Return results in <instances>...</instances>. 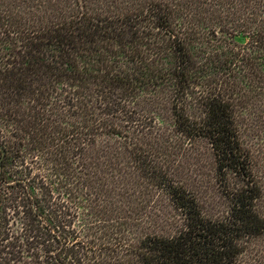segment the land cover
<instances>
[{"label":"trees","instance_id":"16d2710c","mask_svg":"<svg viewBox=\"0 0 264 264\" xmlns=\"http://www.w3.org/2000/svg\"><path fill=\"white\" fill-rule=\"evenodd\" d=\"M72 1L0 0V264H241L245 241L264 233L256 207L263 189L236 105L220 87L200 90L202 116L187 110L194 58L187 36L172 27L174 7L151 0L135 10H95L90 0ZM250 1L264 16V0ZM167 83L175 86L177 130L206 137L213 148L227 214L206 215L192 190L150 160L145 170L169 193L184 226L135 243L85 237L68 184L82 135H92L90 144L125 134L121 124L136 112L141 89ZM230 171L242 186L228 184Z\"/></svg>","mask_w":264,"mask_h":264},{"label":"rangeland","instance_id":"374dc122","mask_svg":"<svg viewBox=\"0 0 264 264\" xmlns=\"http://www.w3.org/2000/svg\"><path fill=\"white\" fill-rule=\"evenodd\" d=\"M150 1L89 2L95 10H135ZM167 1L175 9L172 27L187 36L194 58L187 110L194 117L203 115L198 97L204 88L220 87L235 103L241 141L263 189L256 207L264 215V16L250 0ZM168 63H173L171 58L166 59ZM174 90L172 83L141 89L136 112L121 124H126L125 134H103L90 144L92 135H82L76 175L68 184L79 211L77 227L85 237L135 243L146 234L170 235L184 226V215L169 193L145 170L143 163L150 160L192 190L206 215L227 214L230 201L221 188L209 140L186 138L176 128ZM228 184L242 186L244 181L230 171ZM9 213V227L15 231L19 224L11 209ZM1 226L0 219V230ZM239 260L241 264H264V233L245 241Z\"/></svg>","mask_w":264,"mask_h":264},{"label":"water","instance_id":"95a60500","mask_svg":"<svg viewBox=\"0 0 264 264\" xmlns=\"http://www.w3.org/2000/svg\"><path fill=\"white\" fill-rule=\"evenodd\" d=\"M0 147H2V144L1 143H0ZM5 153H6V150L3 148V154L0 156V168L3 165V159H4V156H5Z\"/></svg>","mask_w":264,"mask_h":264}]
</instances>
